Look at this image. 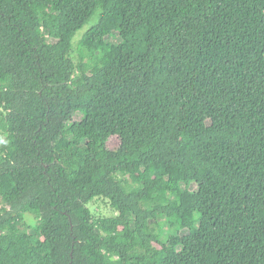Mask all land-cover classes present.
Wrapping results in <instances>:
<instances>
[{
    "label": "trees",
    "instance_id": "trees-1",
    "mask_svg": "<svg viewBox=\"0 0 264 264\" xmlns=\"http://www.w3.org/2000/svg\"><path fill=\"white\" fill-rule=\"evenodd\" d=\"M3 235L0 264H264V0H0Z\"/></svg>",
    "mask_w": 264,
    "mask_h": 264
},
{
    "label": "rangeland",
    "instance_id": "rangeland-1",
    "mask_svg": "<svg viewBox=\"0 0 264 264\" xmlns=\"http://www.w3.org/2000/svg\"><path fill=\"white\" fill-rule=\"evenodd\" d=\"M98 19V16H95L92 21L87 24L86 26H84L82 29H80L75 38H74V48L76 49L77 48V44L80 40V38L83 36V34L85 33V31L87 29H89V27L94 23L96 22ZM49 39L50 40H54L55 39V35L53 33H50L48 35ZM76 56V53L74 54ZM76 118H80V114H78L76 116ZM120 143L119 141V137L117 136H112L110 139H109V142H108V146L110 148H113L115 146H117L118 144ZM89 206L92 208L93 212L96 214V216H114L116 215V211L110 206L109 204V201H107L106 199L104 198H97L95 199L94 201H92L91 203H89ZM27 220L29 221H33L34 218H32L31 215H28L27 216ZM34 223V222H33ZM0 241L1 242H4L5 241V237L4 235L3 236H0Z\"/></svg>",
    "mask_w": 264,
    "mask_h": 264
}]
</instances>
